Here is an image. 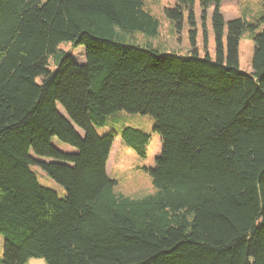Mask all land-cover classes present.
<instances>
[{"label":"trees","instance_id":"16d2710c","mask_svg":"<svg viewBox=\"0 0 264 264\" xmlns=\"http://www.w3.org/2000/svg\"><path fill=\"white\" fill-rule=\"evenodd\" d=\"M196 1L166 16L180 28L189 12L194 24ZM198 1L215 6L216 59L126 42L159 32L145 0H0V264H264V14L226 22L224 0ZM246 29L251 72L239 66ZM67 41L84 64L60 49ZM119 111L153 117L162 140L146 168L154 191L140 198L117 191L116 133L95 129ZM122 136L146 156L150 134Z\"/></svg>","mask_w":264,"mask_h":264},{"label":"rangeland","instance_id":"374dc122","mask_svg":"<svg viewBox=\"0 0 264 264\" xmlns=\"http://www.w3.org/2000/svg\"><path fill=\"white\" fill-rule=\"evenodd\" d=\"M178 0H145V7L160 21L159 32L155 36L145 35L142 32L126 34L125 41L143 47L150 45L166 53H176L179 55H191L195 49L197 53L204 57L210 55L212 59L217 58V46L213 31L212 17L215 6H210L206 13L197 0L194 8V24L189 21L190 13H184V21L180 28L166 16L165 9L173 8ZM220 12L226 22L233 19H242L247 24L258 23L264 14V0H224L220 5ZM262 26V25H261ZM262 29V27H261ZM195 30L196 45L191 42V31ZM225 29L224 47L226 48ZM253 32L246 29L241 37L239 46V66L242 71L251 72L252 60L254 56ZM60 49L65 50L79 64H84L85 49L83 46L74 48L72 42H63ZM49 68L56 69V56L49 59ZM41 79L39 78L38 81ZM60 113L67 117L61 105H58ZM132 127L150 134V140L146 146V156L140 157L138 153L128 145L122 132L125 128ZM154 119L150 115L131 114L126 111H119L107 117L105 124L95 126L100 136L115 132L116 137L113 142L107 170L110 177L117 181L118 192L133 197L140 198L153 193L151 177L146 168L155 166L156 158L162 152L161 136L154 132ZM76 129L82 133L79 127ZM33 157L39 160L50 161L49 158ZM39 182L56 191L61 198L65 196V189L55 182L44 170L34 166ZM4 254V237L0 234V257ZM26 264H47L43 258H32Z\"/></svg>","mask_w":264,"mask_h":264}]
</instances>
